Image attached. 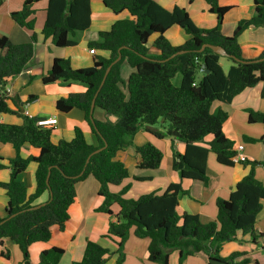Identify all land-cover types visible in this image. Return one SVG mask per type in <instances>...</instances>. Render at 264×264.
<instances>
[{
	"label": "trees",
	"instance_id": "obj_1",
	"mask_svg": "<svg viewBox=\"0 0 264 264\" xmlns=\"http://www.w3.org/2000/svg\"><path fill=\"white\" fill-rule=\"evenodd\" d=\"M4 1L0 0V7ZM41 1L25 0L19 11L10 14L15 24L30 33V41L13 44L7 36L0 37L1 88L19 76L32 59L34 45L38 42L34 6ZM100 1L117 18L108 31L99 32L98 39L87 46L106 51L109 56L94 55L93 65L82 69H73L67 59L55 58L41 80L43 84L77 82L86 87L83 93L57 98L54 107L60 114L73 109L81 111L97 138V145H90L78 126L74 127L72 140L53 143V129L38 127V118L20 114V125L0 123V145L9 144L16 152L15 158L8 160V181L0 182L7 196L5 216L0 217V247L6 239L13 241L22 254L20 264H33L30 246L48 242L53 227L64 228L69 208L75 203L76 183L91 176L99 183L97 196L101 201L94 212L110 219L103 237L117 246L116 264H123V246L132 229L136 238L149 240L147 260L154 264H168V252L173 249L178 251L179 264L199 253L206 255L207 264L213 259L246 264L251 247L263 238L256 231V223L263 208L264 185L255 177V170L257 167L264 170V156L261 160L243 158L235 163L234 142L223 132L227 113L220 107L214 110L212 107L216 102L229 104L245 89L258 84L262 85L260 98L264 100V60L252 62L264 58V51L257 58L246 60L238 41L248 28L264 27V0H252V16L238 21L229 36L221 33V24L232 7L220 5L219 0H202L209 6L208 13L216 16L217 24L210 29L198 27L186 8L178 5L166 9L155 0ZM90 3L91 0H47L40 31L43 39H49L56 48L75 46L78 34L90 26ZM172 27L182 29L189 39L173 46L165 36ZM153 35L156 38L152 47L159 51L157 55H151L147 46ZM203 45L225 50L227 57L222 58L231 62L227 73L219 63L221 56L210 48L201 51ZM178 52L182 53L176 54ZM118 56L120 60L111 67L98 91L106 68ZM123 64L132 69L125 81L120 73ZM177 76L179 85L174 86L172 80ZM97 91L95 107L115 120L93 119L91 122L90 107ZM34 98L29 96L27 101ZM10 101L12 98L0 95V114L19 113L11 107ZM247 113L249 124H260L264 129V113L252 109ZM159 122L166 124L164 132L155 128ZM141 129L157 139L168 137L171 142L184 144L183 153L173 152L171 164L181 182L188 180L207 185L209 153L215 155L218 164L237 166L244 171L228 199H217L215 220L202 223L198 215L179 210V199L190 195L181 182L169 184L161 194H144L137 199L125 197L130 185L114 190L129 178L128 168L116 159L117 153L131 146ZM208 136L211 140L205 141ZM245 139L264 145V135L259 140ZM104 146L103 150L92 154ZM26 147L35 150L36 155L22 158L19 152ZM135 152L138 157L135 171L159 169L163 153L157 147L148 142L136 146ZM3 161L0 155V169L5 168ZM31 163L35 164V188L28 195L18 177ZM133 179L144 182L152 177L133 176ZM39 199L43 206L33 208ZM113 206L118 209L115 215ZM230 242L241 248L222 256L221 248ZM63 253L64 250L56 247L44 249L36 264H60ZM109 254V249L86 240L81 260L72 264H105ZM0 257L8 260L9 252L1 250ZM238 259L240 261L235 263Z\"/></svg>",
	"mask_w": 264,
	"mask_h": 264
},
{
	"label": "crops",
	"instance_id": "obj_2",
	"mask_svg": "<svg viewBox=\"0 0 264 264\" xmlns=\"http://www.w3.org/2000/svg\"><path fill=\"white\" fill-rule=\"evenodd\" d=\"M25 0H5L0 7V37L7 36L13 44H24L30 41V33L19 27L11 19L10 14L19 11ZM166 9H172L175 5L185 7L194 23L203 29H210L216 26V16L208 13L209 6L202 0H155ZM220 5L231 6L232 9L223 18L221 24V33L229 36L233 33L238 21L249 19L254 11L252 0H219ZM47 6V0H42L37 3L34 8L37 10L35 14V28L38 36V42L34 45L33 56L24 71L4 86L10 91L8 97L11 107L18 109V114H0V123L20 125L22 118L20 114L34 117L38 119H46L55 117L57 123L52 127L53 135L52 142L70 141L74 137V127L78 126L84 133L86 141L93 146L97 145V138L92 132L90 125L84 119L81 111L73 109L67 114L57 113L55 110L56 99L69 94L83 93L86 87L77 82H62L57 81L52 84H43L42 78L46 75L55 58L69 60L70 66L73 69L88 68L93 65V56L100 55L108 57L106 51L95 50L92 55L89 52L88 43L96 41L98 34L101 31H108L116 20L112 12L105 8L100 0H91V23L87 30L81 32L77 36V44L67 48H56L52 46L49 39L44 40L41 36V29L45 20L44 9ZM193 10V16L190 12ZM165 36L173 46L182 45L189 37L179 27H172ZM156 35L151 36L148 41V49L151 55L159 54V51L152 47V42ZM242 48V56L246 60L257 58L264 51V27H250L244 31L238 39ZM222 58V57H221ZM220 63V59H219ZM230 66V65H229ZM228 66V68H229ZM222 67V66H221ZM223 71L227 73L228 71ZM132 69L127 65H121V78L125 81L131 74ZM262 85L258 84L253 88L245 89L229 104L214 103L212 110L217 107H222L227 113V120L223 124V132L225 136L234 142V149L241 145L242 151L238 152L239 158H247L250 160H261L264 156V147L262 143H250L242 145L241 139L245 137L260 139L264 135V129L260 124H254L257 127H252L247 122L248 109L264 113V100L260 98ZM4 90V89H0ZM29 96H34L33 100L27 101ZM14 102V105H13ZM93 119L104 122L110 120L107 114L99 108H94ZM160 124V123H159ZM157 124L155 128L164 132V123ZM211 137H206L205 141H210ZM151 143L157 147L164 156L163 162L157 171L140 173L134 170V166L138 157L135 152V147L145 143ZM171 146L175 152L183 153L184 144L179 141L171 142L168 137L157 139L145 130H139L133 139V144L117 153L116 159L123 162L129 171V178L125 179L121 185L114 190H119L126 185H130L129 190L125 194L126 198L137 199L139 196L149 193L161 194L171 183L181 182V178L177 172L172 170ZM0 155L3 158L5 168L0 169V182H6L9 179L10 168L8 160L15 158L16 152L9 144L0 145ZM22 158H27L36 155V151L32 148H22L19 152ZM165 163V166L162 165ZM35 164L31 163L25 171H23L18 179L25 185L27 194L33 193L35 188L34 181ZM244 174L240 167H226L216 162L215 155L209 153L207 157V185L204 186L201 182H191L183 180L182 186L185 190H189L190 195L179 199V210L189 214L199 216L202 223H209L215 220L217 216V199H228L233 190L234 184ZM133 176H150L149 181H135ZM255 177L264 185V170L257 167ZM99 183L91 176H88L75 185V203L69 208V219L65 223L63 229L57 227L52 228V235L46 243L32 244L29 248L30 260L33 264L38 262L39 254L42 250L56 247L64 250L60 264H72L80 261L86 240H92L102 247L109 249L110 254L106 258L105 264H116L118 253L117 246L107 238L103 237L106 233L109 224V217L103 214H96L94 209L100 204V199L97 196ZM7 196L5 191L0 188V217L5 216V205ZM41 199L35 202L34 205L40 204ZM264 210V200L262 201ZM113 214H117L116 206L112 208ZM257 217L256 231L262 235V240L258 245L264 244V228L260 214ZM114 222L115 218H111ZM127 238L123 246L124 261L123 264H154L147 260V246L149 240L147 238L139 239L133 235ZM241 247L230 242L223 245L221 255L227 256L230 252L238 250ZM1 250L9 252V259L4 260L0 257V264H20L22 262V254L18 246L8 239L3 241ZM258 250V246H252L249 252V258ZM263 251L264 248H261ZM169 253V252H168ZM175 262L178 264V251L175 250ZM251 259V258H250ZM240 259L235 261L239 262ZM182 264H207V257L203 253L187 257ZM258 264V261H255Z\"/></svg>",
	"mask_w": 264,
	"mask_h": 264
},
{
	"label": "rangeland",
	"instance_id": "obj_3",
	"mask_svg": "<svg viewBox=\"0 0 264 264\" xmlns=\"http://www.w3.org/2000/svg\"><path fill=\"white\" fill-rule=\"evenodd\" d=\"M190 14H191V16H193V10H191V12H190ZM191 19H192V17H191ZM194 22V21H193ZM220 65L222 66V68L226 71L227 70V68H228V66L229 65H231V62L229 61V60H227V59H225V58H220ZM179 79H180V77L179 76H177V77H175L173 80H172V83H173V85L174 86H178L179 85ZM222 110H223V108L222 107H220ZM110 119L111 120H115V118L114 117H110ZM160 124L159 125H162L161 123L162 122H159ZM164 126H165V128H166V124H164ZM252 127H257V126H255V125H251V128ZM209 137V136H208ZM257 140H259V138L257 139ZM241 141V144L242 145H248V144H250V143H262V142H260V141H258V142H250L249 143V141H247L246 139H241L240 140ZM263 144V143H262ZM263 147H264V145H263ZM171 152L173 153V152H175V149H174V147L173 146H171ZM165 158H164V156H163V160H164ZM163 162V161H162ZM162 165H164L165 166V163H163ZM114 207V206H113ZM260 218H261V220H262V224H261V226L264 228V210L262 211V213L260 214ZM131 234H129V236H130ZM128 236V237H129ZM127 240V239H126ZM258 246V250L250 257L251 259L248 261V262H246V264H255V261L257 260L258 261V264H264V250L262 251L261 250V248H264V244H261V245H257ZM174 252H175V250L173 249V250H169V259H168V264H177L175 261V257L177 258V254H174ZM178 264H179V261H178Z\"/></svg>",
	"mask_w": 264,
	"mask_h": 264
},
{
	"label": "water",
	"instance_id": "obj_4",
	"mask_svg": "<svg viewBox=\"0 0 264 264\" xmlns=\"http://www.w3.org/2000/svg\"><path fill=\"white\" fill-rule=\"evenodd\" d=\"M205 48H210L215 54H217V55H219V56H221V57H227V54H226L225 50H224L223 48L219 47V46H214V45H203L202 48H201V51H203ZM180 53H182V52H178V53H176V54H180ZM176 54L172 55L170 58H173ZM119 60H120V56H118V58H117L116 60H114V61H113V62H112L107 68H106L105 73H104L103 78H102V81H101V83H100V86H99L98 91H99L100 88L102 87V85H103V83H104V81H105V79H106V77H107V75H108V73H109L111 67H112L115 63H117ZM263 60H264V58H261V59H255V60H253L252 62H260V61H263ZM202 68H203V69L205 68V64L202 65ZM204 73H207V71H204ZM98 91H97V93L95 94V97L93 98V100H92V102H91V107H90L89 118H90V120H91L92 123H93V110H94V108H95V98H96V96H97V94H98ZM105 146H106V145H105ZM105 146L102 147V148H99V149L95 150L92 154H96V153L100 152L101 150H103V149L105 148ZM92 154H91V155H92ZM88 161H89V159H87L86 163H88ZM49 174H50V173H48L46 183H48ZM43 204H44V203H41V204H39V205L34 206L33 208H35V209H36V208H39V207L43 206ZM209 264H229V263H228V262H225V261L218 260V259H213V260H211V261L209 262Z\"/></svg>",
	"mask_w": 264,
	"mask_h": 264
},
{
	"label": "built area",
	"instance_id": "obj_5",
	"mask_svg": "<svg viewBox=\"0 0 264 264\" xmlns=\"http://www.w3.org/2000/svg\"><path fill=\"white\" fill-rule=\"evenodd\" d=\"M90 54L94 55L95 54V50L94 49H90L89 50ZM0 89H4V90H0V95H5L6 97L9 96L10 94V91L8 89H5V87L1 88ZM57 123V120L55 117H52V118H46V119H38L36 121V125L40 128H52L55 124ZM243 147L241 145H239L238 147L235 148V151H236V155L234 156L233 158V161L235 163H237L240 158H239V155H238V152L242 151Z\"/></svg>",
	"mask_w": 264,
	"mask_h": 264
}]
</instances>
